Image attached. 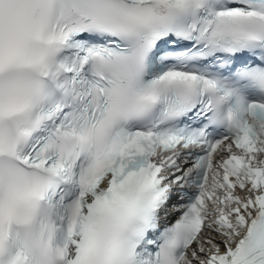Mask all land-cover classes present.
<instances>
[{
  "label": "snow or ice",
  "instance_id": "6c2138e0",
  "mask_svg": "<svg viewBox=\"0 0 264 264\" xmlns=\"http://www.w3.org/2000/svg\"><path fill=\"white\" fill-rule=\"evenodd\" d=\"M0 264H264V0H0Z\"/></svg>",
  "mask_w": 264,
  "mask_h": 264
}]
</instances>
